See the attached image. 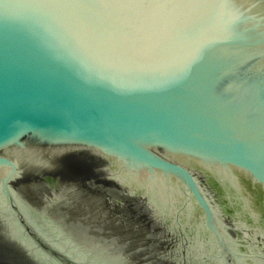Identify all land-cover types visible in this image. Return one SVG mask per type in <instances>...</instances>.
Wrapping results in <instances>:
<instances>
[{
  "label": "water",
  "instance_id": "water-1",
  "mask_svg": "<svg viewBox=\"0 0 264 264\" xmlns=\"http://www.w3.org/2000/svg\"><path fill=\"white\" fill-rule=\"evenodd\" d=\"M211 185L264 205V0H0V264H84L23 220L38 202L60 208L72 243L121 236L106 254L117 264H173L188 248L264 264V237L223 214ZM169 193L199 209L204 246L183 247L180 229L154 239L167 226L156 219L194 226ZM3 202L40 248L27 260Z\"/></svg>",
  "mask_w": 264,
  "mask_h": 264
},
{
  "label": "bare ground",
  "instance_id": "bare-ground-1",
  "mask_svg": "<svg viewBox=\"0 0 264 264\" xmlns=\"http://www.w3.org/2000/svg\"><path fill=\"white\" fill-rule=\"evenodd\" d=\"M228 175L225 173H222V176L227 181L230 179ZM211 178L213 182L217 184L218 186L219 184H221V181H219V174L212 173ZM230 180H233V178ZM225 184L226 183H223V185ZM166 186L169 187V184ZM211 186L213 189H210V188L205 189L204 192L208 195V197L211 198L212 201L217 202L219 207L223 209L222 210L223 214L226 213L231 221H235L236 223H242L243 225H246L245 223L252 222L250 227L252 226V228H254L255 230L252 231V233L250 232V234L252 235L260 234L264 237V205L262 203L258 205L254 204L256 205V207H251L248 203L242 202L241 199L235 196V190L232 186L230 185L226 186L229 189V191L223 190L222 188H216L214 185H211ZM36 193H38V195L41 196L42 193L45 194L46 192L41 187ZM174 197L177 199V201H174V199L172 198V193H169L166 196V199L173 202L172 204H175L176 207L181 209V211L183 210L182 208L183 206L181 203H183L185 207H188L190 209L189 211L193 212L191 214L192 215L194 214L195 220L191 217L193 219L192 223H194V226L192 227V225H190V223L187 222V217H185L187 214H185L184 216H180V217H173L171 219H156L158 224L164 221L167 224V226L164 229H161L158 233H153L155 235L154 239L157 242L161 243L168 236L170 238H173L174 232L180 229L182 232V241L185 243L183 247L188 248L190 244L195 243L196 238H198L199 242H202V233L204 231L208 234L210 233L205 226L201 213L198 211L199 209L197 208L195 203L192 201V199L188 200V199L182 198V201H181V198H178L175 195ZM241 203L242 205H240ZM34 204L38 207V209L42 208L39 202L34 203ZM37 207H34V208L30 207L28 211H25V208H24V210L20 211L21 212L20 215H22L24 221L27 220V218L30 219L32 227H35V223H34L35 219H37L39 216L41 217L40 221H44V223H46L45 226H48L46 229H44L45 231L40 230L39 236L41 238H43L44 240L47 239L41 233L44 231L49 236L51 237L53 236L52 238H54L55 241L53 240L52 241L55 243V245L58 244V245L63 246L64 248L69 247L68 244L72 243L74 240H77V236H78L77 229L76 228L72 229V227H70V224L69 225L66 224L65 226H62V223L60 220L54 219L53 213L55 212V209L53 207L49 208V212L46 209L47 212L45 210L43 214L41 212L34 213ZM3 208L8 212V214H4V216L9 221V223L13 226L18 227V230H19L18 233H24V234H19V235H20L21 243L25 246V248L30 252H36L35 251L36 249H40L35 243H32L31 240L29 241L28 235H30V233H27L24 229L21 230L19 226H21L22 221L17 217L16 214L13 213V211H11V209H9L8 203L3 202ZM57 209L60 211L59 207H57ZM29 214H31L33 217L29 216ZM181 214H184V213L182 212ZM215 219H216L215 220L216 224L218 225L221 232H224L226 243L230 247L231 251H234L237 256H240V252L237 249V245L239 244V242L234 237L232 238L230 234L229 235L226 234V231L229 228L227 224H225L222 221V216L218 215L217 218L215 217ZM148 220L150 221L151 224L153 223L152 218H149ZM237 221H240V222H237ZM97 235H98L97 239L99 241L104 240V243L100 246V249L95 253H92V250L87 251V252H81L79 249L78 250H74L72 248L70 249L66 248V249L68 252H71L73 256H75L77 259H80L84 264H99V263L117 264V261H116L117 259L115 260L116 255L108 256L106 254L112 248L118 250V247L121 246V244L123 243V240H122L123 238H121V236L119 235L111 236L108 238V236H104L102 232H98ZM79 238L81 239L80 236ZM81 241L84 244L86 243L84 239H82ZM152 241H153V238H152ZM191 241L192 243H190ZM187 243H190V244H187ZM207 245L212 247L216 251L219 250V245L215 239L213 240V238L211 242L207 243ZM262 246L264 248V242L262 243ZM188 249L189 250L185 254L184 258H179L177 260H174L173 264H221L217 260L207 261L206 256L204 259L202 257L203 255L201 256L197 254L195 250L190 249V248ZM173 255H179V253L177 252L176 254H173ZM106 258L108 259L106 260Z\"/></svg>",
  "mask_w": 264,
  "mask_h": 264
},
{
  "label": "rangeland",
  "instance_id": "rangeland-1",
  "mask_svg": "<svg viewBox=\"0 0 264 264\" xmlns=\"http://www.w3.org/2000/svg\"><path fill=\"white\" fill-rule=\"evenodd\" d=\"M47 210H48V212H49V207H47L46 208ZM47 210H46V212H47ZM59 210H55V212L53 213V217H54V219H56V220H58V217H57V215H59V216H61L60 214H62L63 215V213L62 212H58ZM34 213H40V211H34ZM104 217V216H103ZM102 217V218H103ZM40 219H41V217L39 216L37 219H36V222L38 223V225L44 230V229H46V227H45V224L46 223H44V221H40ZM60 221H61V223H62V226H65V223H64V219L63 218H61L60 219ZM104 222H109V221H107L106 220V218H104ZM48 227V226H47ZM45 231V230H44ZM48 235V234H47ZM48 237H51V236H49L48 235ZM53 237V236H52ZM51 237V238H52ZM86 243L84 244V243H82V241L81 240H79V241H77V242H75V243H70V245L71 246H73V249L74 250H76V249H79V250H81V249H94V248H99V246H100V242L99 243H97V242H95V245H93L92 243H91V238L90 237H88L87 238V241H85ZM104 243V240H102V244ZM205 245V243L202 241L201 242V245L200 246H204ZM22 246H24L23 244H22ZM20 247V246H19ZM22 248V247H21ZM24 248H25V246H24ZM119 248V247H118ZM193 248V247H192ZM237 249L239 250V252L242 254V250H241V246L238 244L237 245ZM19 252H21V249H17ZM24 250V249H23ZM195 250H196V253L197 254H199V255H203L202 257L205 259V256L206 255H204V254H202V253H207L208 252V250H203V251H200V250H198L197 248H195ZM18 251H17V253H18ZM25 251V250H24ZM26 252V251H25ZM200 252V253H199ZM27 254L26 255H21L22 256V258H23V260H27V258H28V250H27V252H26ZM36 260H37V262H40V264H42L41 263V259L39 258V257H34ZM108 258H106V260H107ZM211 261V260H210ZM215 261V260H214ZM121 264H133V259H129L128 261H122V262H120ZM99 264H101V263H99ZM263 264V263H262Z\"/></svg>",
  "mask_w": 264,
  "mask_h": 264
}]
</instances>
